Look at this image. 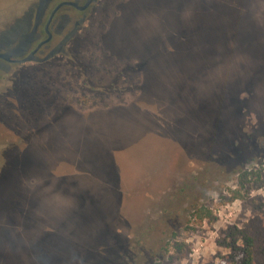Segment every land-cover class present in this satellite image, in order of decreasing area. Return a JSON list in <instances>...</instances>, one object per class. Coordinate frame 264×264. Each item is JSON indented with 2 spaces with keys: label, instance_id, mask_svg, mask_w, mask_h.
<instances>
[{
  "label": "rangeland",
  "instance_id": "rangeland-1",
  "mask_svg": "<svg viewBox=\"0 0 264 264\" xmlns=\"http://www.w3.org/2000/svg\"><path fill=\"white\" fill-rule=\"evenodd\" d=\"M27 1L0 0L3 27ZM85 19L50 61L0 70V264L229 262L230 228L264 222V0Z\"/></svg>",
  "mask_w": 264,
  "mask_h": 264
},
{
  "label": "flooded vegetation",
  "instance_id": "flooded-vegetation-1",
  "mask_svg": "<svg viewBox=\"0 0 264 264\" xmlns=\"http://www.w3.org/2000/svg\"><path fill=\"white\" fill-rule=\"evenodd\" d=\"M95 1L82 8L87 0H28L22 14L4 27L0 19V70L40 65L59 55Z\"/></svg>",
  "mask_w": 264,
  "mask_h": 264
},
{
  "label": "trees",
  "instance_id": "trees-1",
  "mask_svg": "<svg viewBox=\"0 0 264 264\" xmlns=\"http://www.w3.org/2000/svg\"><path fill=\"white\" fill-rule=\"evenodd\" d=\"M254 172L243 170L240 177H249ZM232 199L242 197L241 187L230 188ZM192 215L203 222L205 219L213 220L215 218L213 210L205 205L197 206ZM226 247L235 252L231 260L224 264H264V222L260 221L258 227H231L225 240Z\"/></svg>",
  "mask_w": 264,
  "mask_h": 264
},
{
  "label": "water",
  "instance_id": "water-1",
  "mask_svg": "<svg viewBox=\"0 0 264 264\" xmlns=\"http://www.w3.org/2000/svg\"><path fill=\"white\" fill-rule=\"evenodd\" d=\"M93 0H87V2L85 3L84 6H82V8H86L87 6H89V4L92 2ZM64 3H68V2H64ZM6 56V55H4Z\"/></svg>",
  "mask_w": 264,
  "mask_h": 264
}]
</instances>
